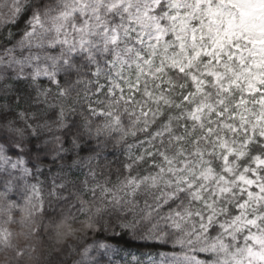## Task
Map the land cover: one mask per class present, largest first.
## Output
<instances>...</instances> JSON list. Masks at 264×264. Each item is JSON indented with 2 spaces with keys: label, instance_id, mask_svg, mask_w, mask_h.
Returning <instances> with one entry per match:
<instances>
[{
  "label": "snow or ice",
  "instance_id": "1",
  "mask_svg": "<svg viewBox=\"0 0 264 264\" xmlns=\"http://www.w3.org/2000/svg\"><path fill=\"white\" fill-rule=\"evenodd\" d=\"M0 264H264V0H0Z\"/></svg>",
  "mask_w": 264,
  "mask_h": 264
}]
</instances>
